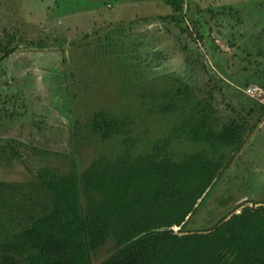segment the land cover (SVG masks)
Segmentation results:
<instances>
[{
    "label": "rangeland",
    "instance_id": "obj_1",
    "mask_svg": "<svg viewBox=\"0 0 264 264\" xmlns=\"http://www.w3.org/2000/svg\"><path fill=\"white\" fill-rule=\"evenodd\" d=\"M170 2L175 8L183 7L180 15L182 28L188 25L189 29H193L191 21L195 18L207 23L216 38V45L222 51V54H217V59L211 58L200 41L183 37L180 45L175 44L174 38L179 36L175 24L159 22L160 17L172 12L165 0H0V145L4 144L3 140L24 145L17 150L21 158L12 157L8 149L0 150V183L15 184L11 192H6L9 191L8 186L0 190V222L5 219L0 225L1 233H6L4 227H11L10 223L15 219L11 212L22 210L32 213L34 209L28 206L43 200L41 186L46 189L43 181H51L53 177L49 171L40 168L63 175L73 165L80 172L90 166L99 154L113 157L128 135L140 142V149H143V142L166 137L171 127L180 121L176 113L170 116L143 114L130 126L126 136L114 135L107 143L89 131L94 113L104 111L107 118H120L136 114L142 104L141 90L126 88L134 78L133 71L138 62L135 55L144 49H137L136 29L142 27L139 30L141 34L144 31L148 34L141 37L146 49L149 50L155 43L156 47L171 50L172 57L165 62L168 68L159 72L176 73L187 80L192 76L193 89L196 92L210 90L213 104L223 112L228 111L226 105L229 102L236 110H241L243 105H239V101L242 98L243 102L256 105V99L245 97L243 92L245 96H242L240 91L244 88H235L230 82L231 77L249 79L262 74L264 0ZM186 10L189 12L186 13ZM183 14H186L184 18ZM100 16L104 19L99 21ZM76 17L83 19L79 21V28L76 27ZM109 21L116 31L92 30L94 23L109 26ZM66 23L69 27L73 25L68 33ZM38 24L39 29L36 28ZM133 28L135 30L131 31ZM6 51L13 53L4 57ZM77 58L80 60L78 64L83 63L82 58L87 64L86 68L82 66V71L79 66L78 71L84 76V82L73 85L78 104L72 94V78L67 77ZM215 60L221 65L220 69L214 67ZM145 61L150 65V60ZM143 62H138V67ZM95 68L97 71L93 73ZM147 72H150L149 66ZM221 73L226 75L224 83L229 88L217 82ZM87 75L94 76L92 86L86 84ZM177 80L168 76L165 82L146 88L143 101L147 110L155 111L160 102H166L162 94H167L171 87L179 84ZM117 85L125 89L116 91ZM235 92L241 95L236 96ZM75 106L78 108L75 109ZM247 121L255 124L257 117ZM195 149V146L182 140L171 144L175 158ZM259 149L254 143L249 149V156H257L255 159L259 160ZM77 171L73 169L70 176L77 175ZM34 187L35 194L30 193L29 188ZM241 192L251 194L264 203V171L254 169ZM195 215V220L202 216L198 212ZM113 251V241H108L92 256L93 264H98Z\"/></svg>",
    "mask_w": 264,
    "mask_h": 264
},
{
    "label": "trees",
    "instance_id": "obj_2",
    "mask_svg": "<svg viewBox=\"0 0 264 264\" xmlns=\"http://www.w3.org/2000/svg\"><path fill=\"white\" fill-rule=\"evenodd\" d=\"M165 4L171 7L172 12L160 17L159 22L175 24L179 35L174 36L175 44L180 45L181 39L188 37L191 41H200L212 59H217L218 53L222 54L206 22L195 18L191 21L193 29L188 25L184 29L180 26L183 7L175 8L170 0H165ZM75 19L79 28V21L83 19ZM101 19L104 18L100 16L99 21ZM107 24L109 26L94 23L92 30L116 31L111 21ZM65 25L68 33L73 25ZM141 29L133 28L131 31H137V49L144 48L136 53L135 59L144 61V65L138 67L137 62L134 78L126 88L141 90L144 100L143 91L165 82L168 76L178 79L179 84L171 87L167 94H162L166 102H160L155 111L147 110V104L142 100L134 115L107 118L104 111L94 113L89 131L107 143L114 135L126 136L130 126L143 114L170 116L176 113L180 121L171 127L166 137L143 142V149H140V142L128 135L113 157L99 154L90 166L80 172L73 165L63 175L40 168L49 171L53 179L43 181L46 184V189L41 186L43 200L28 206L34 209L32 213L22 210L11 212L16 220L10 223L11 227H4L6 233L0 232V264H93L92 256L108 241H113L114 251L98 264H264V218H253L247 223H239L237 219L208 233L180 234L187 225L186 217L194 212L196 202L222 167L228 152L239 148L243 134L249 129L247 119L254 116L260 107L264 110V105L255 100L256 105L243 102L242 98L239 101V105H243L241 110H236L229 102L226 105L229 112L221 111L213 104L210 90L196 92L193 89L192 76L188 81L176 73L159 72L168 68L165 62L172 57L171 50L156 47L155 43L146 49L141 37L148 34L145 31L141 34ZM11 53L13 51H6L3 56ZM82 59L83 63L78 64L80 60L77 58L67 75L72 78L70 84L77 104L79 101L73 85H80L84 80L82 73L78 72L79 66L81 71L83 65L87 66L85 58ZM145 60H150V65ZM216 62L215 67L220 69L221 65ZM148 66L150 72L146 73ZM96 71L97 68L93 73ZM221 74L217 82L229 88L224 83L227 77ZM93 79L94 76L87 75L86 84L92 86ZM233 83L242 88L254 83L264 89L263 84L252 80ZM119 89L125 87L117 85L116 91ZM219 91L222 93L221 87ZM175 140L188 142L196 149L175 158L171 150ZM3 142L0 150L8 149L12 157L21 158L17 150L24 146L22 143ZM73 169L77 175L71 177ZM14 185L0 183V190L8 186L9 191L6 192H11ZM29 189L35 194V187ZM3 221L5 219L0 225ZM182 223L179 233L171 229Z\"/></svg>",
    "mask_w": 264,
    "mask_h": 264
},
{
    "label": "flooded vegetation",
    "instance_id": "obj_3",
    "mask_svg": "<svg viewBox=\"0 0 264 264\" xmlns=\"http://www.w3.org/2000/svg\"><path fill=\"white\" fill-rule=\"evenodd\" d=\"M263 69L262 74L249 79L264 85ZM231 79L232 82L230 83L235 88L241 86L234 84L233 81L249 80L248 78L235 79L233 77ZM255 116L257 117L256 123L246 125L249 129L243 134L239 148L236 151L228 152L223 160L222 167L217 171L208 188L196 202L194 212L186 217L187 225L180 234L208 233L221 227L226 222L231 223L237 221V219L239 223H247L251 222L253 218L255 220L264 218V203L258 198H253L251 194H242L243 192H241L247 186L254 169L264 171V110H261L260 107L251 118ZM254 143H257L260 148L261 157H259V160L255 159L257 156H249V149ZM197 212L202 216H197L199 218L195 220ZM183 224L174 226L179 228L178 233L182 230Z\"/></svg>",
    "mask_w": 264,
    "mask_h": 264
},
{
    "label": "built area",
    "instance_id": "obj_4",
    "mask_svg": "<svg viewBox=\"0 0 264 264\" xmlns=\"http://www.w3.org/2000/svg\"><path fill=\"white\" fill-rule=\"evenodd\" d=\"M242 92L251 98L256 99L259 103L264 105V89L256 84H250L242 89Z\"/></svg>",
    "mask_w": 264,
    "mask_h": 264
},
{
    "label": "water",
    "instance_id": "obj_5",
    "mask_svg": "<svg viewBox=\"0 0 264 264\" xmlns=\"http://www.w3.org/2000/svg\"><path fill=\"white\" fill-rule=\"evenodd\" d=\"M171 229H172L174 232H177L179 228H177V227H172Z\"/></svg>",
    "mask_w": 264,
    "mask_h": 264
},
{
    "label": "crops",
    "instance_id": "obj_6",
    "mask_svg": "<svg viewBox=\"0 0 264 264\" xmlns=\"http://www.w3.org/2000/svg\"><path fill=\"white\" fill-rule=\"evenodd\" d=\"M65 19H66V18H65ZM30 23H31V22H30ZM39 27H40V24H38L36 28H38V29H39ZM17 30H18V29H17Z\"/></svg>",
    "mask_w": 264,
    "mask_h": 264
}]
</instances>
